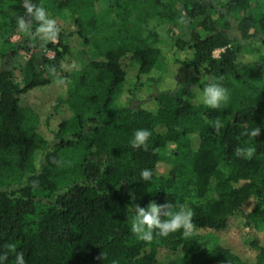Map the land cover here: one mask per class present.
I'll list each match as a JSON object with an SVG mask.
<instances>
[{
    "label": "trees",
    "instance_id": "16d2710c",
    "mask_svg": "<svg viewBox=\"0 0 264 264\" xmlns=\"http://www.w3.org/2000/svg\"><path fill=\"white\" fill-rule=\"evenodd\" d=\"M107 1L117 12H136L132 27L138 28L127 21L110 26L105 13L93 11L94 0H30L76 14V32L91 53L67 87L63 109L41 117V132L23 98L52 78L32 58L15 72L11 61L22 46L4 36V264H16L17 253L25 264H264V6L260 0ZM0 15L2 36L18 25L1 9ZM21 17L30 25L21 36L29 38L40 22L24 7ZM155 24L176 25L166 30L173 48L160 42ZM64 37L58 32L47 42L52 58L41 54L51 71L59 70L68 50ZM212 82L229 94L216 109L197 100ZM256 128L257 136L246 134ZM138 129L151 133L147 150L130 144ZM248 147L251 158L236 154ZM145 169L151 180L142 179ZM150 203L190 208L199 234L238 230L254 260L225 244L205 251L182 229L168 236L154 230L151 241L139 239L131 231L135 207ZM160 248L171 253L164 261L158 260Z\"/></svg>",
    "mask_w": 264,
    "mask_h": 264
},
{
    "label": "rangeland",
    "instance_id": "374dc122",
    "mask_svg": "<svg viewBox=\"0 0 264 264\" xmlns=\"http://www.w3.org/2000/svg\"><path fill=\"white\" fill-rule=\"evenodd\" d=\"M25 0H0V9L3 10L9 17L18 21L20 18L23 5ZM261 5L264 6V0L259 1ZM93 11L98 15V17L105 15V22L110 26L121 25L120 22L127 21V26L132 27L134 22H137L136 12H117L115 9H110V5L107 0H94ZM49 18L56 21L59 32L63 33L65 37L63 41L67 44L68 50L63 54L60 60V68L58 71H51L49 68L42 63L41 54L47 58H52L54 56V51L47 47V42L51 40H44L43 34L38 33V30L34 35L29 38H24L18 28L15 26L14 29L10 30L8 33L2 34L0 36V65H1V53L7 45L4 40L8 39L10 43L19 42L21 44L20 52L15 56L11 63L16 67L15 72H19V66L23 65L28 58H32L34 65L38 70L45 69V74L47 77L52 78V83L45 87V89H38L37 91H31L25 95L23 98V104L33 109L38 117V130L41 132V117H48L52 114L54 115L58 109H63L64 101L62 100L67 87H72L77 71L85 64L86 60L91 56L89 47H87L82 39L77 34V23L75 21L76 14H68L66 11H56V10H46ZM0 15V24L4 21ZM152 24V21L149 25ZM178 25V24H177ZM181 24L178 25L180 27ZM171 27L172 30H176V25H158L155 24V29H157L159 34L160 42L168 48L172 47V34L166 32L168 28ZM113 28V27H112ZM184 30V29H182ZM5 36V37H4ZM23 38V39H21ZM214 56H218L219 52L214 51ZM53 122L58 118L52 116ZM57 122V121H56ZM55 122V123H56ZM164 164V163H163ZM165 168V167H164ZM162 166L159 170L164 173L165 169ZM211 195V193H209ZM191 237L197 239L200 244V248L205 251H211L215 244H225L231 247L235 252L245 258L248 262L254 260V251L247 247L242 242V237L239 235L238 230L230 229L228 233H217L213 231H208L203 234L193 232ZM259 237V234H256ZM170 252L165 248L159 249L158 260L164 261Z\"/></svg>",
    "mask_w": 264,
    "mask_h": 264
},
{
    "label": "clouds",
    "instance_id": "9594fccd",
    "mask_svg": "<svg viewBox=\"0 0 264 264\" xmlns=\"http://www.w3.org/2000/svg\"><path fill=\"white\" fill-rule=\"evenodd\" d=\"M24 8L28 14L34 18L35 21L40 22L38 27V33L43 34L44 40L55 41L59 29L56 25V21L49 18L48 13L43 7L36 6L30 2V0H25ZM18 28L21 32L27 34L29 32L30 25L26 23L23 17L19 18L17 21ZM54 72L55 69L53 68ZM197 100L203 103L207 107L216 109L221 107L223 103H227L229 100L228 90L221 86L219 83L212 82L209 83L202 92L197 94ZM221 125L219 122L216 124L218 129ZM260 132V128L252 130L249 134L251 136H257ZM151 133L146 129H138L135 131L133 138L130 140V144L134 148L143 147L145 150L148 148L149 136ZM254 149L248 147L246 149L238 148L236 154L238 156H245L246 158H251ZM143 180H151L152 173L150 170L145 169L141 173ZM171 206L168 204L157 205L155 203H150L147 208L140 207L137 205L135 207V215L133 222L131 224V231L137 235L139 239L144 241H151L153 238L154 230L160 236H168L170 233L176 232L178 230H183L185 236H190L193 233L194 225L192 222L193 212L190 208L181 206L178 211L170 210ZM161 217H167V219H162ZM13 246H9L12 248ZM7 258V253L0 255V264H4V260ZM16 264H25L23 253H17L15 257Z\"/></svg>",
    "mask_w": 264,
    "mask_h": 264
},
{
    "label": "built area",
    "instance_id": "2783aa9c",
    "mask_svg": "<svg viewBox=\"0 0 264 264\" xmlns=\"http://www.w3.org/2000/svg\"><path fill=\"white\" fill-rule=\"evenodd\" d=\"M215 51H217V52H220V51H221V49H217V50H215Z\"/></svg>",
    "mask_w": 264,
    "mask_h": 264
}]
</instances>
